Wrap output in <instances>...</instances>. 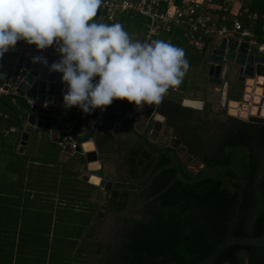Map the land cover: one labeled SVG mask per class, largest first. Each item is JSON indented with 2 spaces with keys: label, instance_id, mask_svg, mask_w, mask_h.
<instances>
[{
  "label": "trees",
  "instance_id": "16d2710c",
  "mask_svg": "<svg viewBox=\"0 0 264 264\" xmlns=\"http://www.w3.org/2000/svg\"><path fill=\"white\" fill-rule=\"evenodd\" d=\"M226 3L225 11L216 12L226 16L225 25L236 17L243 28L261 36L264 0ZM115 18L124 28L131 21L142 27L140 16L119 13ZM186 88L184 76L179 88L156 105L172 136L199 165L194 170L181 157L183 175L194 178L213 168L232 169L241 189L233 233L261 234L264 122H248L224 109L212 111L206 101L200 108L184 105ZM29 112L24 99L0 94V127L15 126L16 134L20 133ZM75 114V109L63 107L53 121L59 126L67 124L71 139L79 144L91 130L77 135L78 124H70ZM12 133L0 136V141L5 143L4 137ZM15 137L5 149L11 167L0 177V264H197L226 237L236 188L229 173L216 172L186 182L177 174L172 152L154 153L163 146L130 136L116 175L134 184V189L100 188L77 178L69 159H59L61 147L48 137L47 130L34 128L22 154L15 152L18 134ZM89 138L101 152L107 150L101 147L98 133ZM211 264H264V247L232 244Z\"/></svg>",
  "mask_w": 264,
  "mask_h": 264
},
{
  "label": "water",
  "instance_id": "95a60500",
  "mask_svg": "<svg viewBox=\"0 0 264 264\" xmlns=\"http://www.w3.org/2000/svg\"><path fill=\"white\" fill-rule=\"evenodd\" d=\"M121 25L124 27L123 24ZM36 56L45 57L47 65L33 63V57ZM58 59L59 54L53 46L38 50L35 45H29L22 40L17 42L14 48L5 53L3 57H0V90L16 98L31 100L35 103L33 109L26 115V123L20 132L16 153L24 152L28 135L34 128L48 130L53 119L60 116L61 108L64 107L63 95L66 85L61 80V73L49 71V66ZM201 68L203 69L201 76H204L205 81V100L212 104L215 111L224 109L226 114L232 115L227 112L228 102L230 100L245 102L249 104L248 113L242 118L248 122H264V114L260 115L257 111L264 101V42L249 43L246 39L235 35L223 36L211 43L206 52V61ZM247 88L248 91H246ZM255 88L260 89L259 99L256 102L254 101ZM232 89L237 91V99L230 97ZM170 92L171 89L165 97L169 96ZM43 102L49 107L54 106L48 114L37 110V105ZM191 105L200 108L201 102L193 101ZM125 106L128 109H125ZM252 107L257 111L256 113H252ZM71 108L77 112L70 124H78L76 134L79 136L85 134L86 129L91 130L89 138L94 130L105 128L107 123L120 127L127 122L132 134L148 145L151 141H156L160 134L169 137L168 146L153 150V152L171 151L175 158L177 174L186 182H195L216 172H226L233 177L236 186L235 197L230 211L226 237L197 264H211L226 247L232 244L264 247V230L255 236H238L233 233L235 212L241 190L236 173L230 168L218 167L194 178L185 177L180 168V158L185 155L182 157L184 162L196 163L197 160L186 155L185 147L181 145L180 140L171 136V128L168 125H162L163 116L156 113V105H145L138 110L134 104L126 100H114L103 111L97 108L92 110L91 114L82 113L78 107ZM33 111L39 112L41 116L35 117ZM46 116H50L51 119H47ZM75 151H80L79 146ZM103 159L95 150L84 152L80 167L81 179L100 188L108 189L112 186L115 189H134V184L118 180L113 169L110 171L105 169ZM89 163H95V167H89Z\"/></svg>",
  "mask_w": 264,
  "mask_h": 264
},
{
  "label": "clouds",
  "instance_id": "9594fccd",
  "mask_svg": "<svg viewBox=\"0 0 264 264\" xmlns=\"http://www.w3.org/2000/svg\"><path fill=\"white\" fill-rule=\"evenodd\" d=\"M102 0H0V57L18 41L53 46L49 66L66 85L65 108L103 111L114 100L137 109L160 104L189 69L182 48L163 40H133L120 23L93 22ZM33 63L47 65L43 56ZM98 78V79H94Z\"/></svg>",
  "mask_w": 264,
  "mask_h": 264
},
{
  "label": "built area",
  "instance_id": "2783aa9c",
  "mask_svg": "<svg viewBox=\"0 0 264 264\" xmlns=\"http://www.w3.org/2000/svg\"><path fill=\"white\" fill-rule=\"evenodd\" d=\"M217 0H102L98 13L103 15L110 23H117L115 15L130 13L131 15L143 18L144 37L143 42H148L151 37L160 33L170 34L175 29L181 31V36L187 44L200 50L205 47L206 37H210L211 43L223 36L235 35L238 38L246 39L249 43H256L257 37L248 29L243 28L236 17L230 19V27L224 23L217 25V11H225L229 0L216 2ZM213 4V8H206ZM214 10V11H213ZM246 11V8L243 9ZM251 18L256 14L252 13ZM225 20L224 15L220 17ZM260 38L264 42V24L261 26ZM208 47V48H209ZM5 93L0 90V94ZM28 108L33 109L35 103L25 100ZM44 102L37 105L40 113L48 114L52 110ZM77 112V110H75ZM17 131L15 126L0 127V136ZM57 145L62 149L75 150L79 144L71 139L69 126L61 129V137L56 140Z\"/></svg>",
  "mask_w": 264,
  "mask_h": 264
},
{
  "label": "crops",
  "instance_id": "0c3cea01",
  "mask_svg": "<svg viewBox=\"0 0 264 264\" xmlns=\"http://www.w3.org/2000/svg\"><path fill=\"white\" fill-rule=\"evenodd\" d=\"M226 5H227V3H226ZM213 7H215V6H213V4H208L206 6V8H213ZM236 8L237 7L234 6L233 10H235ZM214 12H217V10H215ZM221 16L222 15H220V16L218 15V19H217V22H216L217 25H218V23L226 24L225 23L226 16L224 15L225 20H221L220 19ZM230 19H229V25L227 27H230ZM93 22L108 24L109 21L106 22L105 18L103 17V15L97 13L96 19ZM109 24H111V23L109 22ZM262 24H264V17H263V23ZM141 25L143 27V24H141ZM142 27L137 29V31L139 33H141L142 35H139L136 31L135 32L134 31L131 32L130 37L133 40H140L141 42H143L144 27L143 28ZM179 34H180V36H179ZM154 37H159V39H157V40H163L165 42H169L172 45L180 47V48H182L184 50L185 57H186V59L189 62V69H188L187 73L185 74V81H186L187 86H188V88H186V90H185V93L186 94L192 93V96H186V98L183 99L182 103L184 105H187V106H192L194 108H199V107L193 106L191 104L188 105V104L184 103V101H192V102L193 101H199V102H201V106L206 101L205 100V81H204V76H201L202 73H203V69L199 66L200 64L202 65L203 63L201 61L198 63L197 59L200 56H202L204 52L205 53L207 52L208 47H209L208 43L211 40H209L208 42L206 41L205 47H203L200 50H197V49L193 48L192 46H190L189 44L186 43L184 38L181 36V31L179 29H175L170 35L165 34V33H160L158 36H154ZM154 37H151V38H154ZM257 42L260 43V42H263V41L261 39H259V41L257 40ZM196 56H198V57H196ZM170 89H171V92H170L169 96L172 95L173 90L175 88H170ZM230 97L234 98V99H237V91L235 89H232L230 91ZM206 102H209V101H206ZM210 107H211L212 111H215L212 108V104L211 103H210ZM124 108L128 109L126 106ZM110 116H112V114H110ZM23 123L24 124L26 123V119L23 121ZM23 125H22V127H23ZM163 125H164V123H163ZM63 127H65V126L64 125L62 126V124H61V126H59V123L53 121L50 129L47 130L48 137L51 140H53V141L56 140L60 136L61 129ZM89 130L90 129H86L85 133L89 132ZM95 131L96 130H94V132ZM77 132H78V129H77ZM94 132L92 133L93 135H95L96 133H98V135H99L98 139H99L101 147L104 150L107 149L105 152H101L98 149V147H97V145L95 143V140L93 138H88L87 140L80 142L79 143V148H80L79 152H76L75 150H65V149H62V148L60 149V154L58 156L59 159L61 161H66V160L69 159L70 166L77 172V178H81V175H82V173L80 171V167L82 166L81 159H82L83 153L87 152V151H92V150H95L98 153L100 158H102V157L104 158L103 159V163L105 165V169H107L108 171L113 169V171L115 172V175H116V173L118 171V163L121 161L120 156H121L122 149H123L124 146H126V142L130 138V136L135 137L132 134V132L128 129L127 122H126V124H124L123 126L121 125L120 127L119 126L114 127V126H112V124H109L105 128L100 129L99 132H96V133H94ZM79 133H82V132H79ZM17 134H18V139H17L16 143L13 146H16L18 144L19 139H20V133H17ZM17 134L15 132L14 134L12 133L11 135H9L10 136L9 137L10 141H8V142L9 143L10 142H14V140L16 138L15 136ZM171 136H172V131H171ZM6 137H4V139ZM165 138H167V137H165ZM0 142L4 143L3 140L0 141ZM157 143H158V141H157ZM4 149L5 148H3V149L0 148V177L3 176L2 175L3 170L5 168H7V166L11 167V165H8L9 162H8V157H7V150L5 151ZM15 152H16V150H15ZM88 166L89 167H95V163H89ZM24 173H25V171H24ZM24 175H25V179H26V176H27L26 173ZM10 177H11V180H13L12 179V175ZM32 177L33 176L31 174L29 179H31ZM116 177H117V175H116Z\"/></svg>",
  "mask_w": 264,
  "mask_h": 264
},
{
  "label": "bare ground",
  "instance_id": "6f19581e",
  "mask_svg": "<svg viewBox=\"0 0 264 264\" xmlns=\"http://www.w3.org/2000/svg\"><path fill=\"white\" fill-rule=\"evenodd\" d=\"M246 91H248V88L246 89ZM260 93V89L259 88H255V93H254V101H258V95ZM184 103L186 104H193V102L191 101H184ZM248 106L249 104H246L245 102H235V101H229L228 102V106H227V112L229 114L232 115H236V116H246L248 113ZM257 111L260 112V115L264 114V101H263V105L260 107V109H257ZM257 111L254 110V108L252 107V113H256Z\"/></svg>",
  "mask_w": 264,
  "mask_h": 264
},
{
  "label": "rangeland",
  "instance_id": "374dc122",
  "mask_svg": "<svg viewBox=\"0 0 264 264\" xmlns=\"http://www.w3.org/2000/svg\"><path fill=\"white\" fill-rule=\"evenodd\" d=\"M137 17V16H136ZM127 32H128V34L130 35L131 34V32L132 31H136L139 35H142L141 33H139L138 31H137V29H139L136 25H135V22L134 21H131V22H129V24L126 26V28H124ZM157 39H159V37H154V38H151L148 42H151L152 40H157ZM258 39H261L260 37L258 38ZM262 40V39H261ZM196 57H198V56H196ZM200 58V60H201V62L204 64L205 63V61H206V53L204 52L203 53V55L202 56H200L199 57ZM202 64V65H203ZM201 64L199 65L200 67L202 66ZM202 79V78H201ZM203 80V79H202ZM184 96H192V93H188V94H186V93H184ZM235 117H239V116H235ZM239 118H242V117H239ZM242 119H244V118H242ZM11 135V134H10ZM8 141H10L9 140V137H7V138H5V143H4V145H3V147L6 149V147H7V145L6 144H9V146H11L12 144L11 143H9ZM11 144V145H10ZM14 147V146H13ZM11 148V147H10ZM4 149V150H5ZM15 150H16V147H15ZM184 156V155H183ZM182 156V157H183ZM196 163H192L191 162V164H190V166H191V168L192 169H197L198 167H199V165H195ZM100 194L101 195H104V192L103 191H101L100 192ZM99 202H100V200H99Z\"/></svg>",
  "mask_w": 264,
  "mask_h": 264
},
{
  "label": "flooded vegetation",
  "instance_id": "af4514ba",
  "mask_svg": "<svg viewBox=\"0 0 264 264\" xmlns=\"http://www.w3.org/2000/svg\"><path fill=\"white\" fill-rule=\"evenodd\" d=\"M163 122H164V119H163ZM109 124H112V126H114L113 123H107V125H109ZM162 125H163V123H162ZM164 125H165V124H164ZM114 127H116V126H114ZM135 138H137V137H135ZM138 139H139V138H138ZM157 141H158V143H157ZM151 142H155V143H157V144H159V145H161V146H163V147H166V146L169 145L170 138H169V137L165 138V136H162V135L160 134L156 141H151ZM151 142H150V143H151ZM168 151H169V150H168ZM170 152H171V151H170Z\"/></svg>",
  "mask_w": 264,
  "mask_h": 264
}]
</instances>
